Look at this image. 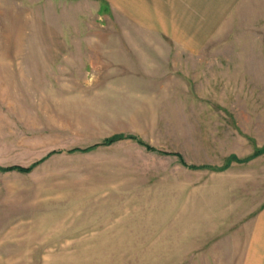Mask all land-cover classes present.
Returning a JSON list of instances; mask_svg holds the SVG:
<instances>
[{
  "label": "rangeland",
  "instance_id": "obj_1",
  "mask_svg": "<svg viewBox=\"0 0 264 264\" xmlns=\"http://www.w3.org/2000/svg\"><path fill=\"white\" fill-rule=\"evenodd\" d=\"M168 4L0 0V165L59 151L0 171V264H241L264 210V153L243 161L264 146V0L203 23ZM115 133L155 150L68 152Z\"/></svg>",
  "mask_w": 264,
  "mask_h": 264
},
{
  "label": "crops",
  "instance_id": "obj_2",
  "mask_svg": "<svg viewBox=\"0 0 264 264\" xmlns=\"http://www.w3.org/2000/svg\"><path fill=\"white\" fill-rule=\"evenodd\" d=\"M134 8L128 9L130 12H134L133 17L141 15V20L148 21L146 15L150 12H162L171 11L172 7L168 3H172L177 7L180 6L181 11L184 14L191 15L189 19L192 23H203L199 22V19L204 18V13H218V21L221 19V13L229 12L233 9L235 0H132ZM161 2V3H160ZM136 3H139L138 6ZM146 3L156 5L147 8ZM165 3V4H164ZM178 3V4H177ZM165 6V7H163ZM176 7V8H177ZM200 15L203 17L200 18ZM246 234L244 240H238L237 244L242 247L239 249L244 253L241 264H264V210L256 213L255 215L248 218V223L245 226ZM233 238V237H232Z\"/></svg>",
  "mask_w": 264,
  "mask_h": 264
},
{
  "label": "trees",
  "instance_id": "obj_3",
  "mask_svg": "<svg viewBox=\"0 0 264 264\" xmlns=\"http://www.w3.org/2000/svg\"><path fill=\"white\" fill-rule=\"evenodd\" d=\"M120 139H130V140H133L135 141L136 143H138L139 145H142L144 146L147 150H155L152 146H150L149 144H147L145 141H143L141 138H139L137 135L135 134H127V133H115V134H112L106 138H103L100 142H95L91 145H88V146H85V147H80V146H76V147H72L68 150V152H75V151H79V152H87L89 150H92L98 146H101V145H110V144H113L114 142L120 140ZM59 152L58 150L55 151V150H52L50 151L45 157L39 159V160H36L34 162H32L31 164L29 165H21V164H12V165H7V166H1L0 165V171H16V172H21V173H27V172H30L36 165H38L41 161H43L45 158H47L48 156L54 154V153H57ZM162 154H173V155H177L178 156V159L180 162H182L183 164H185L181 158V156L178 154V153H174V152H160ZM261 153H264V146L256 149L254 151V153L250 156H248L246 159H243L244 160H247L248 158L250 157H253V156H256V155H259ZM232 159H235V157H232ZM237 160V159H236ZM229 165V161L224 165V166H228ZM190 166L191 168H199V167H204V166H196V165H188Z\"/></svg>",
  "mask_w": 264,
  "mask_h": 264
}]
</instances>
